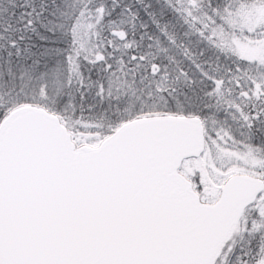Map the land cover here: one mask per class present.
Listing matches in <instances>:
<instances>
[{
	"label": "snow or ice",
	"instance_id": "snow-or-ice-1",
	"mask_svg": "<svg viewBox=\"0 0 264 264\" xmlns=\"http://www.w3.org/2000/svg\"><path fill=\"white\" fill-rule=\"evenodd\" d=\"M0 264H264V0H0Z\"/></svg>",
	"mask_w": 264,
	"mask_h": 264
}]
</instances>
